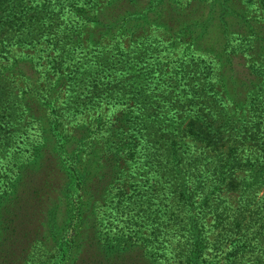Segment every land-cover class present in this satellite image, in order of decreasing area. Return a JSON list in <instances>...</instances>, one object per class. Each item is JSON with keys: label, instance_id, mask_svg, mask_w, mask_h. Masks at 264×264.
<instances>
[{"label": "trees", "instance_id": "1", "mask_svg": "<svg viewBox=\"0 0 264 264\" xmlns=\"http://www.w3.org/2000/svg\"><path fill=\"white\" fill-rule=\"evenodd\" d=\"M118 1L131 2L0 0V59L11 60V66L5 69L27 63L35 70L44 57L34 52L26 58L17 51L46 45L50 53L56 51L52 57L45 55L47 64L57 70L70 68L68 86L74 93L94 92L93 103L127 100L118 115V140L122 145L114 146L117 159L113 164L117 183H123L121 175L126 173L129 179L125 178V191L117 195L114 206L126 214L134 235L147 232L150 251L163 252L172 247L177 257V248H184L182 257L188 264H264V198L257 197L259 187L264 185V109L259 110L260 125L254 128L253 124L247 126L246 122L230 118L223 110V98L215 89L217 85L205 59L189 55L203 52L225 65L234 50L230 48L232 36L224 17L227 8L234 7L220 1L218 11L224 13L220 17L224 16L218 20L212 39H223L226 50L222 53L203 44L208 25H198L193 32H188L186 25L174 27L173 38L163 45L149 42L148 38L141 40L138 26L130 21L138 17L136 12L141 14L133 7L118 12ZM163 1L148 0L143 6L150 8ZM168 1L174 8L180 3ZM97 16L108 22L98 20ZM158 17L155 21L159 23ZM117 23V31L110 33ZM89 29H97L95 40L88 38ZM249 34L253 45L251 30ZM181 42L187 45L183 52L186 56L169 64L162 56ZM67 44L75 48L58 50ZM80 65L88 67L85 75L80 73ZM128 68L133 72L129 73ZM5 69L0 65V110L4 128L10 131L4 145L23 153L19 145L13 147L12 126L17 125L13 107L25 103L22 99L29 95L49 107L47 118L51 123L59 122V108L53 107L49 95L55 82L49 81L48 69L39 74L44 81L38 84L29 83V76L25 78L24 70L16 66L14 72L7 73ZM90 69L94 73H89ZM18 79L24 81V86H20ZM226 144L229 153L221 149ZM244 144L254 145L255 150H243ZM197 146L202 148L201 152ZM207 147L220 150L210 153ZM242 167L247 173H238ZM227 189L239 192L232 205L225 198ZM72 217L76 223L78 215L73 213ZM120 236L127 238L125 243H133L131 236ZM223 246L226 249L222 255ZM210 252H215L211 259ZM48 259L40 264H50Z\"/></svg>", "mask_w": 264, "mask_h": 264}, {"label": "rangeland", "instance_id": "2", "mask_svg": "<svg viewBox=\"0 0 264 264\" xmlns=\"http://www.w3.org/2000/svg\"><path fill=\"white\" fill-rule=\"evenodd\" d=\"M220 1L234 7V10L227 8L224 17L232 36L230 48L234 52L230 53L225 65L203 52L189 55H200L205 59L227 115L246 122L247 126L253 124L254 128V125H260L259 110L264 109V0H180L175 8L168 0L150 8L143 6L148 0H131L129 3L118 1L117 10L123 12L125 8L133 7L131 9L138 11L141 15L136 12L138 17L130 20L138 26L136 29L139 28L138 37L160 45L173 38L174 27L179 29L186 25L187 31L193 32L198 25L199 28L208 25L203 44L224 53L223 39L218 36L216 40L212 39L218 20L224 16L220 17L223 11H218ZM157 16L159 23L155 21ZM97 19L108 22L101 16ZM118 25H112L109 32L117 31ZM250 30L255 38L253 45L248 37ZM97 34V29H89L87 36L95 40ZM68 46L75 48L67 44L58 50ZM186 46L184 42L178 43L162 57L172 64L186 56L187 53H183ZM34 52L44 57L35 70L27 63L15 66L24 70L25 78L29 76V83L37 84L44 81L39 74L48 69L49 81L55 82V87L49 90L50 101L53 107L59 108L56 114L60 115V121L51 123L47 118L49 107L25 95L22 99L25 103L13 107L14 124L17 122V125L12 126L15 129L12 141L13 147H22L23 153H20L4 145L10 131L4 128L0 110V264H40L49 261L48 258L50 264H188L182 257L184 248H177L180 253L177 257H174L172 247L163 252L150 251L147 232L134 235L133 228L127 224L126 214L114 206L117 195L125 191V178L129 179V173H126L121 175L124 184L117 183L119 179L113 164L117 159L114 146L122 145L118 140V115L127 100H96L93 103L94 92L74 93L68 86L70 68L57 70L47 64L45 55L49 53L52 57L56 51L50 53L46 45L40 44L35 50L24 48L17 51L26 58ZM0 65L9 68L11 60L0 59ZM15 66L4 72H14ZM86 69L88 67L83 65L79 67L83 75ZM90 70L89 73H94L93 69ZM18 80L20 86H24V81ZM262 121L264 123V118ZM251 144H244L243 150L248 147L249 152L255 150ZM221 149L229 153L228 144ZM201 150L199 147L198 152ZM219 150L206 149L215 154ZM242 168L238 171L245 170ZM259 188L257 197L263 199L264 185ZM225 195L232 205L238 200L239 192L227 189ZM73 213L78 215L76 223ZM120 234L131 236L133 243H125L127 238ZM125 244L129 247H123ZM225 249L223 246L222 255ZM221 250L217 252L220 254ZM214 253L210 252L209 259Z\"/></svg>", "mask_w": 264, "mask_h": 264}]
</instances>
